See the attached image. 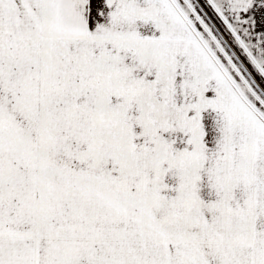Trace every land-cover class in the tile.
Returning <instances> with one entry per match:
<instances>
[{"label":"snow or ice","instance_id":"6c2138e0","mask_svg":"<svg viewBox=\"0 0 264 264\" xmlns=\"http://www.w3.org/2000/svg\"><path fill=\"white\" fill-rule=\"evenodd\" d=\"M0 264H264V0H0Z\"/></svg>","mask_w":264,"mask_h":264}]
</instances>
